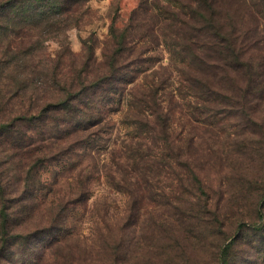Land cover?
<instances>
[{"label":"rangeland","instance_id":"obj_1","mask_svg":"<svg viewBox=\"0 0 264 264\" xmlns=\"http://www.w3.org/2000/svg\"><path fill=\"white\" fill-rule=\"evenodd\" d=\"M232 4L226 0L221 6V18L226 28L234 23L245 60L254 64L250 82L244 80L233 90L223 79L225 87L216 85L212 94L194 83L199 91L194 94L175 68L183 69L185 77L208 69L192 61L190 50L179 63L172 56L179 50L167 45L160 28L155 32L159 45L148 43L141 55L138 70L145 68L146 74H139L137 82L124 90L128 100L129 92H139L151 75L156 82L169 84V89L159 92L162 108L170 117L168 154L183 155L181 165L160 167L150 162L159 177L128 179L132 192L124 189L127 181L112 176L119 168L110 162L109 150L119 147L130 133L122 123L128 112L124 103L106 122L109 127L102 137L108 148L93 153L95 175L90 181L76 179L90 166L87 156L72 174L61 171L58 177L59 165L50 162L43 179L46 194L8 204L9 224L6 229L0 225V264H217L219 252L228 243L232 244L231 264H264L262 234L254 229L264 224L258 211L264 204V2ZM42 5L35 1L29 9L34 12ZM177 5L172 0H90L79 31L71 28L56 35L45 25L16 31L7 38L13 59L8 63L0 57V116L13 120L29 107L30 94L43 82L41 67L46 74L51 71L65 42L81 61L82 41L91 38L100 58L112 21L117 27L130 24L131 18L138 19L135 23L154 21L152 15L159 9ZM22 7H8L6 13L0 10V26L8 28L18 21ZM41 32L45 34L37 35ZM30 45L32 51L25 52ZM64 63L63 72L68 74L70 64L65 58ZM213 74V79L219 77ZM25 86L17 97L9 96ZM218 91L221 97L215 94ZM0 141L2 150L6 142ZM160 146L155 143L150 153H166ZM239 225L243 232L237 239Z\"/></svg>","mask_w":264,"mask_h":264},{"label":"trees","instance_id":"obj_2","mask_svg":"<svg viewBox=\"0 0 264 264\" xmlns=\"http://www.w3.org/2000/svg\"><path fill=\"white\" fill-rule=\"evenodd\" d=\"M35 1H41L43 5L35 7L32 12L29 5ZM89 1L0 0V10H5V13L8 7L19 9L23 6L20 19H16L18 21H13L8 28L0 26V40H4L2 44L6 45L3 51L0 48V57L5 58L8 63L13 59L7 38L17 34L16 31L35 30L44 25L48 29H54L56 35L71 28L79 31L82 19L87 14ZM172 1L178 5L162 7L152 15L154 21L135 23L138 19L131 18L130 24L122 27H117L115 21H112L108 44L100 58L96 56V47L91 38L82 41L81 61L74 58L68 42H65L64 50L54 61L51 71L46 74L41 67L43 82L30 94L29 107L13 120L0 116V140L6 142V147L0 150V225L3 229L9 224L6 210L12 200H35L46 194L43 179L46 166L50 162L59 165L58 177L62 172L64 175L72 174L87 156L91 160L90 166L84 175L78 173L76 179H79L78 182L92 179L95 175L92 169L95 166L93 153H98L103 147L108 148L102 137L109 127L106 122L113 111L122 110L124 103L128 112L125 113L122 123L128 128L129 137L119 147L113 146L109 151L110 162L119 168L112 176L115 178L119 175L120 179L127 181L125 190L132 192L133 184L128 179L159 177L160 172L155 171L149 165L150 162L160 167L172 164L179 167L182 158L185 160L181 154H168L170 117L162 108L159 92L169 89V84L166 85L165 80L156 82L154 75H151L149 83H145L139 92H129V99H125V87L137 82L139 74L147 72L145 68L144 71L138 70L143 62L141 55L147 52L148 43L152 46L159 45L158 35L155 33L158 29H162L163 39H168L167 45L179 50L172 54L179 58V63H183L186 58L182 54L190 50L192 61H198L208 69H198L190 77H185L183 69L175 68L177 72L181 71V78L190 84L189 88L194 94L199 93L194 83L200 85L201 89L204 88V93L212 94L216 85L225 87L223 79L233 90L239 88L244 80L250 82L255 71L254 64L245 60L243 42L237 35L234 23L228 24L227 29L221 18L220 8L226 0ZM245 1L231 0L235 6H245ZM226 10L230 12L231 6ZM17 17L14 14V18ZM7 32L8 35H5ZM38 34L43 36L45 33ZM40 44L38 42L35 49ZM26 47L25 52L32 51V45ZM64 58L70 64L68 74L63 72L66 66ZM213 71L218 78L213 79ZM25 89L26 86L20 92L11 93L9 96L17 97ZM227 91L231 93L229 89ZM215 94L221 97V92ZM229 95L227 93L224 96ZM37 100L40 103L36 105L34 102ZM152 122L157 125L154 126ZM157 142L161 145V151H167L160 156L149 151ZM187 170L195 181L197 178L194 173L188 168ZM261 199L264 202V196ZM33 205L38 207L36 202ZM263 208L264 204L258 209L260 219H264L261 214ZM242 227H238L237 239L242 235ZM254 229L261 232L262 244L264 224ZM231 245L228 243L219 252L217 264H231Z\"/></svg>","mask_w":264,"mask_h":264}]
</instances>
